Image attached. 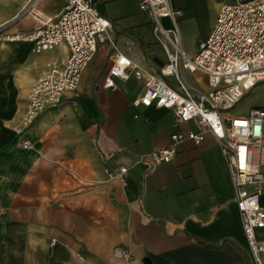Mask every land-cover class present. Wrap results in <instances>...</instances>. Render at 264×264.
<instances>
[{"label": "crops", "instance_id": "obj_1", "mask_svg": "<svg viewBox=\"0 0 264 264\" xmlns=\"http://www.w3.org/2000/svg\"><path fill=\"white\" fill-rule=\"evenodd\" d=\"M51 1L0 0V30L25 34L39 17L55 19L63 0ZM92 2L110 21L120 52L157 71L165 56L138 0ZM171 5L181 12L180 45L193 56L220 4L210 10L199 0ZM67 55L62 45L36 54L30 43L0 41V264H252L217 141L206 133L199 145H179L172 162L148 167L143 161L166 148L174 133L197 126L177 123L170 110L134 107L142 84L133 78L103 89L107 43L98 44L74 93L22 125L30 87ZM181 76L194 94L206 87L200 73ZM24 141L33 148L23 149ZM121 167L126 173H118ZM256 236L264 244V229ZM115 247L130 259L114 258Z\"/></svg>", "mask_w": 264, "mask_h": 264}, {"label": "built area", "instance_id": "obj_2", "mask_svg": "<svg viewBox=\"0 0 264 264\" xmlns=\"http://www.w3.org/2000/svg\"><path fill=\"white\" fill-rule=\"evenodd\" d=\"M214 1L220 4L215 23L198 44L196 54L190 56L180 45L175 21L181 12L172 8L171 0H138V10L149 19L152 37L165 56L157 71L120 52L110 21L98 14L92 0H63L55 19L39 17L38 26L25 34L10 37L0 32V41L30 43L36 54L61 45L68 51L63 66L48 65L30 87L23 126L31 124L47 108L61 104L66 94L74 93L98 44L107 43L111 62L102 80L103 89L114 91L116 79L133 78L142 84L140 95L132 103L134 107L170 110L177 123L193 122L197 126V131L174 133L166 148L152 152L143 162L150 168L168 164L179 145L187 141L199 145L210 133L228 168L251 262L264 264V244L256 236L258 230L264 229V209L260 205V196L264 195V107L232 112L257 85L264 83V0H235L233 4ZM165 20L172 25L167 27ZM181 71L203 75L205 89L197 87L194 94ZM166 78L173 79L175 86ZM22 148L33 147L24 141ZM126 171L124 167L118 169L119 174ZM112 256L130 259L129 252L119 247L113 248Z\"/></svg>", "mask_w": 264, "mask_h": 264}, {"label": "rangeland", "instance_id": "obj_3", "mask_svg": "<svg viewBox=\"0 0 264 264\" xmlns=\"http://www.w3.org/2000/svg\"><path fill=\"white\" fill-rule=\"evenodd\" d=\"M53 1V0H52ZM51 1V2H52ZM202 2L203 5L207 8V10L214 9L215 5L218 4L217 1L214 0H199ZM223 3L225 4H233L235 3V0H223ZM31 6H28L22 14H28L29 9ZM8 28V27H7ZM6 32L5 29H2L0 32ZM10 33L4 34L5 36H10ZM12 37V36H10ZM189 49L193 47L192 42H189ZM253 107H264V83L257 85L251 93L246 95L232 110L233 113L235 112H246L248 109Z\"/></svg>", "mask_w": 264, "mask_h": 264}, {"label": "water", "instance_id": "obj_4", "mask_svg": "<svg viewBox=\"0 0 264 264\" xmlns=\"http://www.w3.org/2000/svg\"><path fill=\"white\" fill-rule=\"evenodd\" d=\"M162 64H163V62L159 66H162ZM143 262H144V264H150L149 259H145Z\"/></svg>", "mask_w": 264, "mask_h": 264}, {"label": "bare ground", "instance_id": "obj_5", "mask_svg": "<svg viewBox=\"0 0 264 264\" xmlns=\"http://www.w3.org/2000/svg\"><path fill=\"white\" fill-rule=\"evenodd\" d=\"M10 41V40H9Z\"/></svg>", "mask_w": 264, "mask_h": 264}]
</instances>
